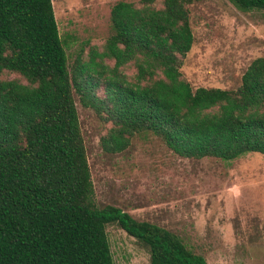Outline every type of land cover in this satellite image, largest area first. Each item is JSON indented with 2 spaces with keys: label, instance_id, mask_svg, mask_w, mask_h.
<instances>
[{
  "label": "trees",
  "instance_id": "1",
  "mask_svg": "<svg viewBox=\"0 0 264 264\" xmlns=\"http://www.w3.org/2000/svg\"><path fill=\"white\" fill-rule=\"evenodd\" d=\"M194 1L115 3L102 52L70 69L52 0H0V264H114L112 223L148 249L149 264H207L177 234L96 208L75 105L77 95L99 116L109 155L150 134L185 159L264 156V57L236 89H193L182 78ZM228 1L264 13V0ZM97 59L113 61L110 73ZM128 64L131 81L120 71Z\"/></svg>",
  "mask_w": 264,
  "mask_h": 264
},
{
  "label": "rangeland",
  "instance_id": "2",
  "mask_svg": "<svg viewBox=\"0 0 264 264\" xmlns=\"http://www.w3.org/2000/svg\"><path fill=\"white\" fill-rule=\"evenodd\" d=\"M119 1L139 2L52 0L70 69L77 58L102 52L110 10ZM189 9L194 42L182 78L193 89H236L249 64L264 57V13L239 11L228 0H196ZM100 62L99 70L110 73L113 61ZM120 71L130 81L136 72L133 64ZM97 93L103 94L101 88ZM75 105L96 208L114 206L177 234L207 264H264V156L185 159L150 134L109 155L101 149L105 130L99 116L77 95ZM106 233L114 264H149L148 249L117 224L107 225Z\"/></svg>",
  "mask_w": 264,
  "mask_h": 264
}]
</instances>
